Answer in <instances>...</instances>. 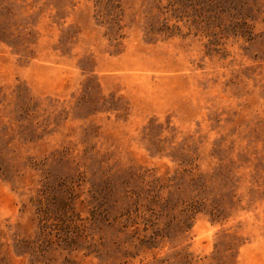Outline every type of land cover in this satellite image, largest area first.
Masks as SVG:
<instances>
[{
    "label": "rangeland",
    "instance_id": "rangeland-1",
    "mask_svg": "<svg viewBox=\"0 0 264 264\" xmlns=\"http://www.w3.org/2000/svg\"><path fill=\"white\" fill-rule=\"evenodd\" d=\"M0 264H264V0H0Z\"/></svg>",
    "mask_w": 264,
    "mask_h": 264
}]
</instances>
